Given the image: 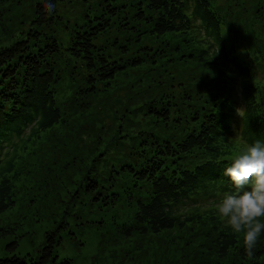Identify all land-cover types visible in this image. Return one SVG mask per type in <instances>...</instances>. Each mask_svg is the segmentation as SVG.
<instances>
[{
	"label": "trees",
	"instance_id": "obj_1",
	"mask_svg": "<svg viewBox=\"0 0 264 264\" xmlns=\"http://www.w3.org/2000/svg\"><path fill=\"white\" fill-rule=\"evenodd\" d=\"M4 1L0 212L15 203L13 177L31 181L37 192L51 183L56 198L66 185L74 187L67 202L60 199L62 218L45 233L37 259L15 254L0 258V264H72L68 258L57 261L55 254L60 227L67 228L72 215L80 218L78 224L99 222L129 237L163 235L151 241L161 245L172 242L165 239L172 230H185L209 245L214 252L208 255L264 264V3L247 0L261 5L245 4L241 15L249 26L241 40L228 42L223 26L232 17H223L210 0L109 2L107 9L125 19L120 24L130 35L124 47L111 42L117 49L112 54L106 47L115 11L85 15L86 23L63 45L39 30L54 22L57 0L36 1L23 21L21 7ZM26 21L27 31L21 29ZM147 36L161 40L142 42ZM131 48L143 53L129 56ZM173 56L208 72L177 75ZM147 62L171 63L165 83L177 80L187 110L173 114V99L165 95L154 105L143 102L138 112L130 105L139 94L113 95L111 88L127 68ZM210 78L217 87L205 96ZM59 91L66 100L58 99ZM105 116L113 126L105 125ZM240 145L254 159L234 155ZM234 206H240L238 213Z\"/></svg>",
	"mask_w": 264,
	"mask_h": 264
},
{
	"label": "rangeland",
	"instance_id": "obj_2",
	"mask_svg": "<svg viewBox=\"0 0 264 264\" xmlns=\"http://www.w3.org/2000/svg\"><path fill=\"white\" fill-rule=\"evenodd\" d=\"M5 1L6 3L9 2L12 7L16 5L21 7V21H23L26 16L31 15L32 4L34 5L38 0ZM122 1L57 0L54 22L49 28L41 27L39 30L46 32L48 35H55V39L60 40L63 45H66L70 41V36L74 29H77L78 25L86 23L85 15L103 12L111 13L115 10L112 8L110 10L107 9L109 2H113L110 6H119L123 4ZM210 1L222 13L223 17L226 15L232 17L231 22L223 26V34L227 37L228 42H233L236 38L241 40L243 32H246V27L249 26L247 23H243V16L241 15L244 11L243 7L245 4L247 6H260L261 2L264 3V0L251 5L247 0ZM115 12L117 14L111 18V28L109 29L111 34L108 35L109 42L106 47L111 50L110 53L112 54H116L117 52V49L112 45L113 41L118 40L117 43L119 42L118 44L124 47L125 43L128 42L127 39L124 40L125 36H130L128 35V30L123 27L126 22L124 21L125 19L119 16L117 11ZM257 12L262 13L261 10ZM17 13V11L13 12V16L16 19ZM103 17L104 15H99L98 18ZM128 20L131 21V17H128ZM27 22L29 21L21 24V29L27 31L31 27ZM17 36L7 39L4 43L9 44ZM160 40L147 36L142 38L141 41L157 44ZM0 45L2 44L0 43ZM236 50L238 54H242V44H239ZM142 53L137 50L133 51L131 48L127 55H140ZM173 58L175 62L172 64L176 65L177 75L192 74L195 72L194 76L197 77L208 72L203 65H189V63H182L176 60L174 56ZM163 64L162 62H157V65L154 66V64L147 62L135 68H127L111 88L113 95L117 98H123L129 93L128 91L132 94H139L138 99L130 105L135 110H138V112L142 110L141 104L143 102L147 103L149 100H153L154 105L158 100L162 101V97L165 95L173 99L169 101L173 107V114L177 110H187L189 105L187 104V100L184 99V89L179 87L177 80L173 78L172 81L165 83L169 78L167 72H170L171 63L167 64V66ZM217 83L210 78L209 86L203 91L204 95L206 96L212 90H215ZM260 84L264 99V80ZM168 86L174 90H170ZM172 91L175 94H171ZM224 92L226 93L225 90L222 93ZM104 96L106 97V95ZM151 97H154V99ZM58 99L64 101L67 99V96L59 91ZM161 104L159 105L161 106ZM91 112L94 115L97 114V108L93 104L91 106ZM103 120L106 126L110 124L113 126L114 124V121L107 116L103 117ZM99 125V123L95 124L94 128H99ZM102 148L103 146L100 145L98 150ZM235 150L234 155L254 159V156L241 145L237 146ZM261 165L259 163V166ZM13 172L14 170L10 171L9 174ZM12 181L14 185L15 203L0 212V258L17 254L21 257L29 256L37 259L38 251L45 242V233L54 230L57 222L61 220L63 214L62 200H67L74 185L69 187L66 185L63 187L58 193L59 197L56 198V192L55 195H52L51 183H49V187L42 186L37 192L33 187V183L21 176L13 177ZM60 199L62 200L60 201ZM239 207L234 206L233 211L238 213L237 210ZM68 221L69 226L67 228L60 227L58 232L59 243L55 247L57 261L64 258L70 259L72 264H239L240 261H243L239 255H227V257L208 255V253L211 254L210 252H214L209 248V245L203 239L185 230H172L168 236L165 235V239L172 242H164V245H161L151 241H160L163 239V235L129 237L125 233L117 234V231L111 226L104 228L99 222L78 224L81 223V220L74 215L70 216Z\"/></svg>",
	"mask_w": 264,
	"mask_h": 264
}]
</instances>
